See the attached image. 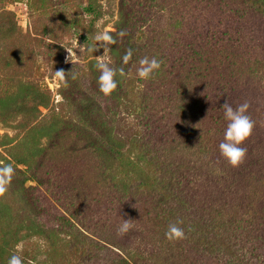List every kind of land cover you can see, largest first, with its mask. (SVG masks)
<instances>
[{
  "label": "rangeland",
  "instance_id": "1",
  "mask_svg": "<svg viewBox=\"0 0 264 264\" xmlns=\"http://www.w3.org/2000/svg\"><path fill=\"white\" fill-rule=\"evenodd\" d=\"M263 2L0 0V154L23 159L33 152L32 129L71 121L40 139L33 166L16 167L26 171L25 186L35 188L39 207L50 215L38 219L55 226L48 219L66 218L84 237L78 247L53 252L44 239L23 232L18 251L24 260L264 264ZM209 30L215 33L208 52L177 66L188 45L200 48L193 34ZM104 34L129 41L132 54L120 80L128 110L91 92L97 65H115L112 44L97 39ZM144 57L162 61L155 73L176 86L157 95L150 79L137 76ZM56 71L64 72L63 80ZM25 85L45 95L46 106H36L32 118L21 111L34 104ZM72 98L78 106L91 104L94 118L123 134L136 127L134 113L141 109L139 143L130 154L138 152L143 174L127 175L91 148L74 125L80 118ZM225 101L233 108L247 103L255 122L243 145L247 155L235 168L219 152ZM5 199L14 216L34 218L9 192ZM121 219L131 221L125 235L117 231ZM178 221L185 238L170 242L165 232Z\"/></svg>",
  "mask_w": 264,
  "mask_h": 264
},
{
  "label": "trees",
  "instance_id": "2",
  "mask_svg": "<svg viewBox=\"0 0 264 264\" xmlns=\"http://www.w3.org/2000/svg\"><path fill=\"white\" fill-rule=\"evenodd\" d=\"M214 33L215 30H209L206 33L198 32L193 34L195 37H197L195 43H198V46L200 48H195L193 46V43L191 45H188V50L185 51L183 56H180L182 59L185 58L187 61L185 59V61L183 62L181 60H178L179 62L176 61V65H185L188 61H190V59L193 60L192 56H199L201 53H203V51L208 52V46L210 44L209 42L212 39ZM119 36L120 34H112V37L115 40V43L112 44V57L115 65L112 68L117 70L120 68H125L122 65V63L124 62L123 58L126 53L130 51L128 47L129 41H126L122 38H120L119 40ZM193 38L194 37L192 36V39ZM207 42L209 44L206 46ZM201 46L203 47L201 48ZM188 63L191 64V62ZM196 69L197 66L195 67V70ZM190 70L193 71V69ZM94 72L95 78L91 85V92L96 96V98L105 97L99 92L98 89L97 81L100 71L95 70ZM187 72L190 73L189 71ZM188 73H185V76ZM123 77L124 75L120 76L119 72H117L116 79L118 81V86L108 97L113 98L118 103V105L121 106L122 109L128 110L130 106L127 105V102L120 88V80ZM167 80L168 79L166 77L164 78L161 75L154 73L152 78L150 79V85L152 88H154L152 90L157 93V95H161L163 94V92L166 93L168 91V88L176 86V83L173 84ZM25 87L28 88L29 97L34 104L26 107V109L21 111L27 118H32L37 112L36 106H46V103L44 101L45 95L39 88H34L30 85H25ZM162 88L164 89L162 90ZM63 97L65 100H67L65 94ZM72 105L73 107H77V114L80 118L77 122L74 123V125L77 128H82L81 134L84 135L87 143L93 150L102 155L109 163H115L117 166L121 165V168L126 171L127 175L135 176L143 174V171L137 165L139 161L137 157L138 152L136 151L133 154H130L131 150H135V144L139 143V140L137 138L138 131H136V129L139 127V121L142 118L141 109L140 112L138 111L134 113L133 121L136 123V127L131 131L123 134L122 132L118 133L116 131H113L111 128L109 129L106 126L105 122L100 120V117L97 116V118H94V115H97V112H94L93 106L91 104L87 103L85 105L78 106L76 105L75 101L73 103L72 98ZM71 123V121L57 120L48 124H44L38 129H32L33 134L31 138V148L33 152L29 154L30 156L28 155L22 159L21 157L16 156L12 153H9L8 155L10 158H7L0 154V166L10 163L15 169L11 181L6 185V191L3 194H0V264H7L8 258L13 254L21 256V253L18 251L17 246L21 241V233L23 232H25L26 234L24 237L44 239L52 251H56L57 249L68 246L78 247L81 244V239L84 237L74 229V227L66 218L53 217L48 219H52V221H55V226H51L49 224L46 225V223L38 219V217L41 219L42 217L47 219L50 215L48 216L41 209V207H39V200H37V197L35 196V188L25 186L26 182L30 180V177L26 176V171L19 170L16 167V165L18 164L33 166L35 164L34 153L38 150L40 139L42 137H47L48 134L53 133V131H55L57 127H59V125H64L65 127H67ZM46 130H49V132L46 133ZM6 192H9L10 196L14 199H18L27 208L28 212L31 213V215L33 214L34 218L29 216L26 220H23L11 214L9 211V203L5 199ZM21 258L23 260V264L34 263V260L26 261L22 256ZM40 264L55 263H53L51 259H49V263L48 261H45ZM121 264H127L126 260L121 261Z\"/></svg>",
  "mask_w": 264,
  "mask_h": 264
},
{
  "label": "clouds",
  "instance_id": "3",
  "mask_svg": "<svg viewBox=\"0 0 264 264\" xmlns=\"http://www.w3.org/2000/svg\"><path fill=\"white\" fill-rule=\"evenodd\" d=\"M123 35V33H121ZM107 42V44H114L115 40L112 36L104 34L102 37H97ZM105 44V50L110 49ZM131 51L124 56V62H127L131 57ZM100 59H103L102 57ZM140 67L137 69V76L142 80L151 79L153 74L161 67L162 61L156 57L149 59L144 57L139 61ZM100 74L98 77V89L101 94L108 97L117 88L118 81L116 79L117 72L120 76L125 75L123 68L114 69L109 67L107 63L101 62L97 65ZM56 76L61 80L64 79L63 71H56ZM249 105L243 103L236 108H233L226 101L220 107L223 109V118L226 121V128L224 131V138L219 144V152L229 166L235 168L238 167L245 159L247 155V149L243 147L244 143L251 137L255 122L247 115V109ZM15 169L12 164H5L0 166V194L6 191V185L11 181L14 175ZM182 221L177 223H171L165 232V238L170 241H179L185 238V231L179 226ZM131 221L121 219V224L117 231L119 235H125L131 228ZM19 248V245L17 246ZM7 264H23V260L20 255L13 254L8 260Z\"/></svg>",
  "mask_w": 264,
  "mask_h": 264
}]
</instances>
